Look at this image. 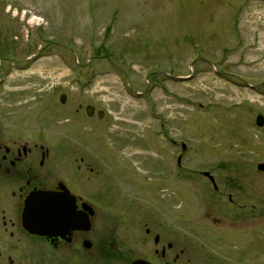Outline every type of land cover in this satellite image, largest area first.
Masks as SVG:
<instances>
[{
    "label": "rangeland",
    "instance_id": "374dc122",
    "mask_svg": "<svg viewBox=\"0 0 264 264\" xmlns=\"http://www.w3.org/2000/svg\"><path fill=\"white\" fill-rule=\"evenodd\" d=\"M258 113L264 118V0H0L1 132L15 127L94 165L102 155L107 172L128 176L148 164L149 180L133 182L146 193L160 180L176 188L179 156L189 264L199 263L196 242L213 247L206 264H226L233 237L202 220L228 204L194 169L223 183L243 174L260 182L264 219V173L251 166L264 161ZM247 236L256 244L247 245L249 264H260L257 252L264 264V223Z\"/></svg>",
    "mask_w": 264,
    "mask_h": 264
},
{
    "label": "flooded vegetation",
    "instance_id": "af4514ba",
    "mask_svg": "<svg viewBox=\"0 0 264 264\" xmlns=\"http://www.w3.org/2000/svg\"><path fill=\"white\" fill-rule=\"evenodd\" d=\"M1 131L0 264H131L135 260L189 264L182 233L184 166L177 162L178 156L172 166L176 188L160 180L146 193L137 184L149 180L152 166L148 164L135 163L134 169H142L128 176L107 172L102 155L94 165L87 161V153L74 155L72 148L56 149L26 140L15 127L8 133ZM256 164L251 165L254 172L263 174ZM194 171L228 204L224 214L206 209L202 218L210 227L233 230L225 245V263L249 264L247 245L256 244L247 234L264 223L260 182L253 184L241 174L243 179L223 183L207 169ZM112 191L121 194L110 195ZM202 228L203 223L196 233ZM212 249L209 244L195 243L198 264H206ZM255 257L263 264L258 252Z\"/></svg>",
    "mask_w": 264,
    "mask_h": 264
},
{
    "label": "water",
    "instance_id": "95a60500",
    "mask_svg": "<svg viewBox=\"0 0 264 264\" xmlns=\"http://www.w3.org/2000/svg\"><path fill=\"white\" fill-rule=\"evenodd\" d=\"M64 99H65V95L63 94V93H60L59 95H58V100H59V102H63L64 101ZM83 108V110H84V113L87 115V116H91L92 114H93V112H94V107L91 105V104H85V105H81V104H77V108ZM102 114H103V112H102V110H96L95 111V115L97 116V117H101L102 116ZM263 120H264V118H263V116L261 115V114H256L255 115V117H254V122H255V124L257 125V126H260V125H262L263 124ZM181 147H184V144H181ZM177 162H178V158H177ZM256 168L258 169V170H262V171H264V162H258L257 164H256ZM205 173H207V172H205ZM210 179H212V177H210ZM32 196V193H30L29 195H28V197H31ZM131 264H151V263H149V262H147V261H144V260H135V261H133Z\"/></svg>",
    "mask_w": 264,
    "mask_h": 264
}]
</instances>
